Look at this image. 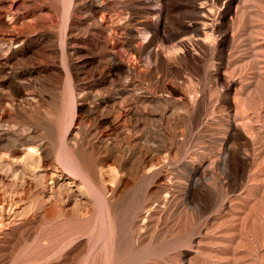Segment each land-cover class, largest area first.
Segmentation results:
<instances>
[{"label": "rangeland", "instance_id": "1", "mask_svg": "<svg viewBox=\"0 0 264 264\" xmlns=\"http://www.w3.org/2000/svg\"><path fill=\"white\" fill-rule=\"evenodd\" d=\"M0 136V264H264V0H0Z\"/></svg>", "mask_w": 264, "mask_h": 264}, {"label": "bare ground", "instance_id": "2", "mask_svg": "<svg viewBox=\"0 0 264 264\" xmlns=\"http://www.w3.org/2000/svg\"><path fill=\"white\" fill-rule=\"evenodd\" d=\"M4 138H2V136H0V140H3ZM5 139H8V138H5ZM34 158V157H33ZM36 159V158H35ZM35 159H33V160H26V164L27 165H29V167L30 168H32V166H33V164H34V170H35V167H37V166H35V164H36V161L37 160H35ZM25 161V160H24ZM64 161V160H63ZM39 162V161H38ZM69 162V161H68ZM63 164V163H62ZM74 164V163H73ZM24 165H25V163H24ZM68 165V164H67ZM63 166H66V165H63ZM72 166H74V165H72ZM67 168H68V166H66ZM43 168V167H42ZM66 168V169H67ZM69 169V168H68ZM34 170H33V172H34ZM41 170V169H40ZM77 170V169H76ZM69 171H70V169H69ZM32 172V171H31ZM32 172V173H33ZM18 174V171L17 172H15L14 174ZM20 173H22L21 171H20ZM37 173H39V172H37ZM70 173V172H69ZM35 174H36V172L33 174V177L34 178H36V176H35ZM39 174H41V173H39ZM39 174H38V176H39ZM79 174H80V172H79ZM22 175V174H21ZM31 175V174H30ZM51 175V174H50ZM72 175V174H71ZM15 176L16 175H14V178H15ZM40 176H44V173H42ZM38 177V178H41V180H42V178L43 177ZM30 177H32V176H30ZM45 177V176H44ZM75 177V176H74ZM83 177H85V176H83ZM38 178H36V179H38ZM49 178V177H48ZM86 178V177H85ZM20 179L21 180H23L22 179V177H20ZM88 179V178H87ZM18 180V179H17ZM39 180V179H38ZM36 181V180H35ZM40 181V180H39ZM37 182V181H36ZM44 182H46V180L44 181ZM52 183L50 184V188H51V198H49L50 200H49V202H48V204H44L43 203V201L39 198L38 199V197L36 196V199H32V201H31V203H32V205H30V207H34L35 208V210H34V212H33V216H35V218L36 217H40L41 219H48V218H51L52 216H53V214L55 213V211L56 212H58L59 211V209H58V205H57V201L58 202H60L61 200H62V198H61V195H62V191L64 190H60V187H58L56 184H57V182H58V178H53V180L51 181ZM25 183V182H24ZM42 183V182H41ZM41 183L39 184V185H41ZM67 183V182H66ZM18 184H20V183H18ZM18 184H16L17 185V188H19L18 186ZM27 184H29V183H27ZM44 184V183H43ZM12 185L14 186V184L12 183ZM23 185V184H22ZM55 185L57 186V188L55 187ZM28 186V185H27ZM43 186V185H42ZM47 186V185H46ZM46 186H44V187H46ZM20 188H21V186H20ZM24 188V187H23ZM22 188V189H23ZM15 189V188H14ZM21 189V190H22ZM20 190V191H21ZM24 190V189H23ZM25 191V190H24ZM27 191V190H26ZM14 192V191H13ZM16 192V191H15ZM17 192H19L18 190H17ZM64 192V191H63ZM22 193V192H21ZM12 195H13V193H12ZM21 197H22V195H21ZM8 206H10V209H12V205H13V202L12 201H10L9 199H8ZM61 204V203H60ZM1 209H2V207H0ZM9 208V207H8ZM14 210L15 209H13L12 210V212H9V214H8V212L7 213H5L6 215H5V219H9V218H11V216H12V214H13V212H14ZM2 211V210H1ZM36 212H39V213H37V214H35ZM2 215V214H1ZM9 221V220H8ZM11 221V220H10Z\"/></svg>", "mask_w": 264, "mask_h": 264}]
</instances>
